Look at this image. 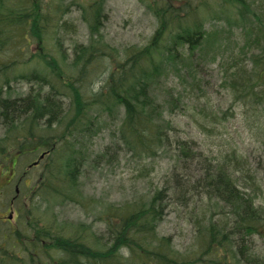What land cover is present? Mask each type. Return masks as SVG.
<instances>
[{
    "label": "trees",
    "instance_id": "16d2710c",
    "mask_svg": "<svg viewBox=\"0 0 264 264\" xmlns=\"http://www.w3.org/2000/svg\"><path fill=\"white\" fill-rule=\"evenodd\" d=\"M139 1L156 27L144 45L126 49L118 61L101 46L104 0H82L90 40L73 44L69 65L75 70L67 73L50 41L72 29L61 20L70 4L0 0V165L35 155L40 172L31 197L79 205L84 199L78 179L85 164L93 169L121 151L145 166V160L152 163L172 152L171 171L176 175L183 169L182 188L174 193L173 187L156 189L149 197L108 205L100 236L86 228L73 233L54 217L44 219L47 209L26 213L22 239L13 233L19 241L0 229V264L18 262L19 251L27 264H264V252H255L252 242L254 237L264 241V180L249 171L246 157L233 147L208 155L195 149L193 140L172 139L175 127L166 115L180 106L187 89L201 88V69L216 60L230 97L254 113L264 108V0ZM66 59L62 54V64ZM101 59L107 65L105 77L94 90L90 85ZM170 76L184 91L168 85ZM18 80L30 83L29 92L13 97L10 83ZM200 110L198 125L213 129L215 111L207 105ZM116 112L120 123L109 145L88 160L96 125ZM186 195L201 210L191 217L197 244L184 255L157 234V225L165 197ZM11 208L20 215L17 204Z\"/></svg>",
    "mask_w": 264,
    "mask_h": 264
},
{
    "label": "rangeland",
    "instance_id": "374dc122",
    "mask_svg": "<svg viewBox=\"0 0 264 264\" xmlns=\"http://www.w3.org/2000/svg\"><path fill=\"white\" fill-rule=\"evenodd\" d=\"M51 1L54 6L61 3L70 4L61 20L72 25V29L59 32L56 40L52 38L50 42L58 49L54 50L56 61L63 65L67 73H74L75 69H71L69 65L73 58V44L78 42L87 45L90 40L88 25L83 20V12L79 7L82 0H49ZM102 11L103 22L99 31L101 46L118 61L124 58L126 49L135 45H144L156 27V19L139 0H104ZM32 48L33 51H37L35 46ZM30 50H32L31 46ZM62 54H65L67 58L65 65L61 62ZM104 64V60L101 59L99 65L96 66L93 84L90 85L94 90L100 87L105 77L107 65ZM200 76L201 88L199 90L187 89L180 106L173 108L172 113L166 112L167 118L175 127L170 132L172 139L193 140L196 143L194 148L208 155H215L223 149L233 147L246 157L249 171L256 172L264 180V108L259 106L257 112L254 113L230 97L223 87V66H220L218 60L204 66ZM167 82L174 90H182L175 77L170 76ZM29 88L30 83L26 81H12L9 92L13 97L22 96L29 92ZM64 101L67 102L68 99ZM204 105L215 111L218 123L214 124L213 129L201 128L196 122L200 121L199 115L202 114L200 108ZM120 118L121 116L116 112L111 117L103 116L100 119L96 125V133L88 143V160L94 159L104 147L109 145L111 133L119 126ZM3 134L4 128L0 125V137ZM171 155L172 152L167 155H158L152 163H149L151 160H145L143 163L145 166H142L140 161L120 151L117 157L109 162L102 160L93 169L85 164L84 169L86 170L82 171L78 179L79 189L84 199L79 205L60 200V198L53 201L49 197H31V191L35 188L36 178L40 172L39 164L29 167L35 155L20 157L15 165L12 180L2 188L1 186L6 182L10 164L0 165L4 167V171L0 169V229L5 237L8 234L11 240L19 241L15 239V235L22 239V222L25 214H38L40 210L47 209L41 214L44 219L54 217L56 223L62 224L73 233H81L86 228L92 236H100L106 229L102 220V211L108 205H119L142 195L149 197L148 195H152L156 189L173 187L171 189L174 193L175 188H182L183 169L179 171L178 168L176 175L172 174ZM178 171L179 177L177 176ZM16 186L18 187L17 192L15 191ZM183 191H185L184 188ZM187 191L189 192L188 188ZM262 193L264 197V185H262ZM15 194L17 197L10 205V200ZM177 197H165L164 202L167 206L157 225V234L165 235L171 247L185 255L197 244L196 221L191 217L199 216L201 208L194 201L188 202L189 195L180 196V200V197ZM199 203L201 204L202 201ZM15 204L21 208L20 215L16 212L12 214L11 219H7L12 205ZM201 205L203 208V204ZM212 216L217 219L216 214ZM252 242L255 252H264L263 240L254 237ZM248 243H250L249 239ZM18 253L20 260L11 264L29 263L22 252ZM50 254L57 257L53 251H50ZM50 261L51 258H48L46 262Z\"/></svg>",
    "mask_w": 264,
    "mask_h": 264
}]
</instances>
